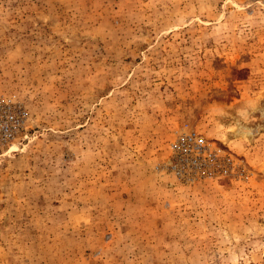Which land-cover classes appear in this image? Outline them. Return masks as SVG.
Here are the masks:
<instances>
[{
  "label": "rangeland",
  "instance_id": "obj_1",
  "mask_svg": "<svg viewBox=\"0 0 264 264\" xmlns=\"http://www.w3.org/2000/svg\"><path fill=\"white\" fill-rule=\"evenodd\" d=\"M0 96V264H264V0H0Z\"/></svg>",
  "mask_w": 264,
  "mask_h": 264
},
{
  "label": "built area",
  "instance_id": "obj_2",
  "mask_svg": "<svg viewBox=\"0 0 264 264\" xmlns=\"http://www.w3.org/2000/svg\"><path fill=\"white\" fill-rule=\"evenodd\" d=\"M25 110L10 99L0 96V145H9L25 128ZM176 156H194V161L205 149L204 140L195 132L179 136L172 145Z\"/></svg>",
  "mask_w": 264,
  "mask_h": 264
}]
</instances>
